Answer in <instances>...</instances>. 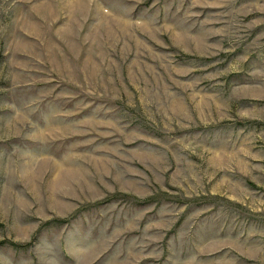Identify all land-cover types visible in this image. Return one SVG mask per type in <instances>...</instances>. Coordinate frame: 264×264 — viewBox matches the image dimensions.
Segmentation results:
<instances>
[{
    "label": "rangeland",
    "instance_id": "374dc122",
    "mask_svg": "<svg viewBox=\"0 0 264 264\" xmlns=\"http://www.w3.org/2000/svg\"><path fill=\"white\" fill-rule=\"evenodd\" d=\"M0 264H264V0H0Z\"/></svg>",
    "mask_w": 264,
    "mask_h": 264
},
{
    "label": "trees",
    "instance_id": "16d2710c",
    "mask_svg": "<svg viewBox=\"0 0 264 264\" xmlns=\"http://www.w3.org/2000/svg\"><path fill=\"white\" fill-rule=\"evenodd\" d=\"M4 243H5V242H0V245H1V244H4Z\"/></svg>",
    "mask_w": 264,
    "mask_h": 264
}]
</instances>
